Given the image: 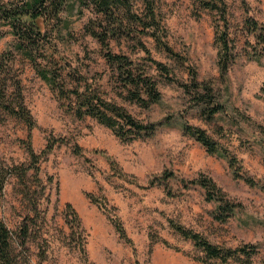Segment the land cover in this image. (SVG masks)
<instances>
[{
  "label": "rangeland",
  "instance_id": "374dc122",
  "mask_svg": "<svg viewBox=\"0 0 264 264\" xmlns=\"http://www.w3.org/2000/svg\"><path fill=\"white\" fill-rule=\"evenodd\" d=\"M225 2L235 48L225 75L218 65L216 31L223 19L192 0H155L160 27L149 32L161 41L141 28L131 37L120 34L109 40L111 53L141 64L159 83L161 101L149 107L128 99L121 77L103 57L106 51L88 34L87 27L99 21L90 9L79 6L61 32L56 24L57 31L49 28L38 71L15 51L9 27H0V58L13 53V60L6 58L0 66L9 81L8 104L21 99L36 123L29 132L24 122L5 112L0 100V168L8 172L0 183V219L15 233L28 223V216L35 219L27 243L13 239L12 256L18 264H220L205 263V255L175 233L172 223L213 245L253 251L249 264H264V55L245 27L247 20L264 24V0ZM133 4L148 22L143 0ZM254 54L262 56L259 63ZM39 70L55 74L68 90L94 91L142 124L157 125L156 130L142 139L122 141L96 119H79L71 109L73 100H60ZM198 84L212 87L213 102L204 101L206 92ZM216 106L222 108L219 113H214ZM183 125L205 131L239 160V170L184 134ZM53 141L58 143L51 154L37 164L32 161L29 143L40 155ZM30 166L34 169L26 182L11 173ZM204 179L238 206L233 216L223 220V211L199 184ZM89 196L106 198L130 242L120 238L111 215ZM38 201L39 215L31 212ZM68 204L82 220L86 257L74 249L73 232L65 223Z\"/></svg>",
  "mask_w": 264,
  "mask_h": 264
},
{
  "label": "trees",
  "instance_id": "16d2710c",
  "mask_svg": "<svg viewBox=\"0 0 264 264\" xmlns=\"http://www.w3.org/2000/svg\"><path fill=\"white\" fill-rule=\"evenodd\" d=\"M192 1L198 3L199 6L206 11L217 13V15L223 19V26L217 24L216 31L219 33L218 44L220 48L218 65L220 73L225 75L232 65L233 50H235V48H233L234 46L230 44L228 34V6L225 0ZM143 5L148 14L146 17L149 20L148 22L135 11L133 0H18L16 2L0 3V27H9L14 37L15 51L29 60L38 71V56L44 52L43 49L50 40L49 28L54 30V32L57 31L53 26L56 24L59 28L58 32H61L63 27L68 28V26H70L69 16L79 13V6H81V8L90 9L97 18H99V21H97L98 23H94L93 26L87 27L88 34L96 39L106 51L103 57L107 65L111 66L121 77L122 85L129 94L128 99L132 102H136L139 106L149 107L151 104H158L161 101V95L160 92H158L159 83L153 76H150L147 69L141 64L136 63L128 56L113 54L109 50V40L111 38L120 34L125 37H131L138 28L143 29L145 32L148 31V35L155 37L157 41H161V38L157 36L155 32H149L152 27H156L158 30L160 27L155 12V0H143ZM245 27L250 32V35L255 38L257 44L263 47L261 54L263 56L264 24H259L254 20H247ZM98 28L101 31L97 30ZM261 55L254 54L252 58L256 59L259 63L261 61ZM6 58L12 61L13 53L7 52L1 56L0 66L4 64ZM46 59L47 58L44 60ZM158 66L161 70L165 71V73L170 74V71L165 66L161 64H158ZM6 73V71L0 70V100L4 110L9 116L24 122L25 125L28 126L29 132H31L36 127V123L23 101L17 98L15 104H8L9 81L6 79ZM39 73L45 83L56 92L60 100H73L71 109L76 117L79 119H86V117L96 119L102 125L110 128L114 135L122 141L142 139L145 135L148 136L156 130L157 125L142 124L123 108L104 100L94 91L87 89L84 91L79 88L68 90L59 83L55 74H51L46 70H39ZM19 83V81L16 83V87L20 92L21 87ZM197 88L206 92L203 96L205 102L211 103L214 101L213 89L210 85L207 87L206 84H198ZM221 109L220 106H216L214 113H219ZM182 129L184 134L196 139L210 154L225 157L230 167L236 168L237 171L239 170V160L222 150L212 141L205 131L198 128L195 129V127L189 125H183ZM57 143L58 141L51 142L40 155L34 152L33 147L29 143L27 145V152L32 158V161H36L37 164L41 158L51 154ZM77 149L79 150L80 148L78 147ZM32 169H34L33 166L18 167L16 168V170H18L17 172L12 170L11 173H16L19 179L26 182L28 172L32 171ZM7 173L4 169L0 168V180L2 179L0 183L4 182L8 175ZM38 181L40 182V179H38ZM199 184L208 191L210 201L213 200V202L218 205L219 210L221 209L223 211L222 216L224 217V221L226 218L233 216L238 206L226 200L224 195L220 192L217 193L214 182L204 179L201 180ZM249 184L252 186L256 185L252 180H249ZM28 191L29 188L25 193ZM89 197L93 203L97 204L107 213H111L106 198L98 200L92 196ZM39 207L40 202L38 201V205L35 203L31 212L36 214L38 212L39 215L41 212ZM31 215L27 217L28 223L26 225L22 227L18 226L17 230L19 231L17 233L13 232V230L0 219V264H18L12 256L13 239L15 237L17 240H20V243H27V241H29L32 231L31 227L33 226L32 223L35 222V219ZM110 215L112 224L117 230L120 238L126 242H130L120 219L116 214ZM64 219L66 225L73 232L74 249H78V251L86 257L87 242L85 230L78 212L71 204H68L65 208ZM171 227L175 233L186 241H190L193 246L205 255L203 260L205 263H209L210 261H219L220 264H229L230 261L243 262L244 264L250 263L253 251H248L245 248L232 249L213 245L200 234L186 227L175 223H172ZM42 250L44 251L43 255H45L46 250Z\"/></svg>",
  "mask_w": 264,
  "mask_h": 264
}]
</instances>
